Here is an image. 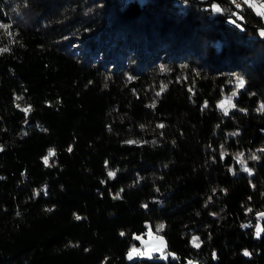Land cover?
Segmentation results:
<instances>
[{
    "label": "trees",
    "instance_id": "16d2710c",
    "mask_svg": "<svg viewBox=\"0 0 264 264\" xmlns=\"http://www.w3.org/2000/svg\"><path fill=\"white\" fill-rule=\"evenodd\" d=\"M258 11L0 0V264H264ZM147 226L172 256L125 257Z\"/></svg>",
    "mask_w": 264,
    "mask_h": 264
},
{
    "label": "rangeland",
    "instance_id": "374dc122",
    "mask_svg": "<svg viewBox=\"0 0 264 264\" xmlns=\"http://www.w3.org/2000/svg\"><path fill=\"white\" fill-rule=\"evenodd\" d=\"M257 224L254 228V234L256 235ZM260 228V227H259ZM132 238L135 242L131 243L125 252L127 259L129 252L132 249H136L139 254H133L132 258L135 257H152L153 255L158 258H166L168 255L172 256L173 253L165 251V241L162 235L153 233L147 226L143 234H133ZM131 258V259H132Z\"/></svg>",
    "mask_w": 264,
    "mask_h": 264
},
{
    "label": "snow or ice",
    "instance_id": "6c2138e0",
    "mask_svg": "<svg viewBox=\"0 0 264 264\" xmlns=\"http://www.w3.org/2000/svg\"><path fill=\"white\" fill-rule=\"evenodd\" d=\"M245 2H248V0H245ZM237 7H239V4H237ZM213 10H214L215 12H220V11H221L220 7H218L217 5H213ZM258 14H259V15H264V12H259V11H258ZM0 27H2V28H8L9 26H8V25L0 24ZM260 34H261V36H264V31H262ZM6 51H8L7 48H5V49H0V52H6ZM244 83H245V82H244L243 79L238 78V79H237V88H242V87L244 86ZM161 90H163V88H162ZM159 94H160V93H157V95H159ZM232 95L235 96L236 93L233 92ZM229 106H233V105L230 104V98H229ZM220 107H221V108H224V104L222 103V104L220 105ZM262 110H264V106H262ZM24 111L27 113L28 111H30V109H24ZM225 114H227V110H226V109H225ZM159 126H160V127H163V125H159ZM69 151H71V148H69ZM260 151H264V149H261ZM54 155H55L54 150L49 149L48 156H46V157L44 158V163H45L46 166H48V159H49V157H52V156H54ZM242 155H243L242 153L239 154V156H242ZM239 156L237 157L238 159H239ZM255 158H256V157L253 156V159H255ZM106 163H107V162H106ZM241 163H243V161H241ZM245 170L247 171V169H245ZM108 176H109L110 178L114 177V176H115V172L109 171V172H108ZM118 195H119V194H117V197H118ZM260 215L264 216V214H260ZM76 219L79 220V219H81V217L76 216ZM160 228L162 229V228H163V225H161ZM260 232H261V229H260L259 226H258V227H257L256 235L259 236V235H260ZM121 234L123 235V233H121ZM192 242H193V245H194L195 247H199L198 238L194 237ZM133 254H139V253L137 252L136 249H132V250L129 252L128 258L131 259L132 256H133ZM244 255H245V256H248V255H250V253L247 252V251H245V252H244Z\"/></svg>",
    "mask_w": 264,
    "mask_h": 264
}]
</instances>
